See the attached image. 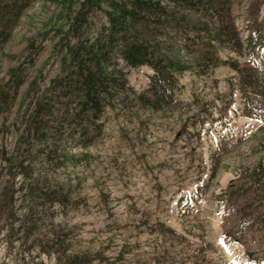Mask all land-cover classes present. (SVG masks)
Segmentation results:
<instances>
[{
	"label": "rangeland",
	"instance_id": "374dc122",
	"mask_svg": "<svg viewBox=\"0 0 264 264\" xmlns=\"http://www.w3.org/2000/svg\"><path fill=\"white\" fill-rule=\"evenodd\" d=\"M229 7L242 42L251 15L264 25V0ZM65 13L31 0L0 35V264H64L73 254L90 264H264V102L244 112L231 67L245 65V49L218 47L197 62L191 27L166 25L165 50L185 66L174 72L175 104L141 106L117 78L96 119L69 124L66 88L29 135L33 101L69 67L65 47L105 20L96 11L88 31L66 35ZM110 65L125 88H149V65L117 55Z\"/></svg>",
	"mask_w": 264,
	"mask_h": 264
},
{
	"label": "trees",
	"instance_id": "16d2710c",
	"mask_svg": "<svg viewBox=\"0 0 264 264\" xmlns=\"http://www.w3.org/2000/svg\"><path fill=\"white\" fill-rule=\"evenodd\" d=\"M55 1L66 11L69 25L66 35L88 31H82L81 28L90 24L91 14L96 11L102 13L105 20L95 33L79 36L74 44L65 47L69 67L63 70L60 79L53 80L57 85L54 91L41 93L39 100L33 101L25 120L29 135L37 134L43 116L53 112V98L56 99L66 88L70 89V94H62L66 98L71 97V100L62 106L64 120L69 121V124L85 116L90 122L96 119L109 105L108 86L114 85L117 78L121 88L128 89L134 101L141 106L156 111L164 104H175V73L183 71L185 66L174 58L173 53L170 56L165 50L163 29L166 25L187 24L191 27L192 31L185 34V40L192 41L193 47H190L191 44L188 48L196 61H203L209 52L210 57L214 58L213 49L218 47H228L234 51L245 49V65L240 67L232 62L231 67L238 73L242 85L244 112L249 116L259 112L257 105L264 102V25L251 15L247 25L248 34L245 42H242L230 15L229 0ZM30 2L0 0L1 36L7 35ZM115 55L130 67L149 65L154 70L146 91L125 88L126 75L110 65ZM66 63V59L63 60V64ZM10 74L17 75L16 71ZM260 175L264 179V172H260ZM89 261L83 255L73 254L65 257L64 264H90Z\"/></svg>",
	"mask_w": 264,
	"mask_h": 264
}]
</instances>
